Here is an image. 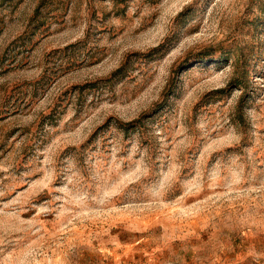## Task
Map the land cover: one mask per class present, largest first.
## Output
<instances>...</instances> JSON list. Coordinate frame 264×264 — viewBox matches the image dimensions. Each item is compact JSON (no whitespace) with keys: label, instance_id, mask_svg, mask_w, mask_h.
<instances>
[{"label":"rangeland","instance_id":"rangeland-1","mask_svg":"<svg viewBox=\"0 0 264 264\" xmlns=\"http://www.w3.org/2000/svg\"><path fill=\"white\" fill-rule=\"evenodd\" d=\"M0 264H264V0H0Z\"/></svg>","mask_w":264,"mask_h":264}]
</instances>
